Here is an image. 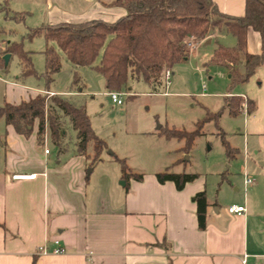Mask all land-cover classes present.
I'll return each mask as SVG.
<instances>
[{
    "label": "crops",
    "instance_id": "1",
    "mask_svg": "<svg viewBox=\"0 0 264 264\" xmlns=\"http://www.w3.org/2000/svg\"><path fill=\"white\" fill-rule=\"evenodd\" d=\"M214 1L224 13L236 16L244 13V0ZM112 2H92V10L84 9L81 14L53 8L45 23L97 18L113 21L123 15L124 10ZM50 5L48 2L47 8ZM227 34L230 33L223 29H214L196 43L224 39L230 45L220 43L222 41L218 44L234 45L235 37ZM246 50L249 53L261 51L260 34L251 28L246 34ZM241 84L237 94L254 106L249 111L246 103L243 104L236 116H241L237 130L242 143L234 147L242 154L244 167L240 177L223 176L235 187L232 193L223 190L226 197L223 208L217 200L209 198L206 178L201 175L177 190L172 182L158 183L154 175L142 173L141 180L130 178L125 188V181L116 183L121 171L118 162L109 158L114 152L103 154L102 151L101 159L88 171L87 159L73 148L44 151L49 141L48 129L44 144L37 145V122L31 133L24 136L2 121L0 264H264V59ZM9 91L11 95L6 101L10 103L26 100L36 93H56L48 89L28 90L24 86ZM94 92L90 90L88 94L95 96ZM56 94L81 96L86 93L79 88ZM96 95H104L111 101L108 91ZM111 103L107 101V105ZM113 104L110 108L117 115L124 111L123 102ZM99 105L101 109L104 107L102 103ZM89 119L93 131L109 148L108 137L100 132L111 127L114 135L120 121L115 118L109 124L93 125L90 116ZM112 147L117 150L115 145ZM114 154L119 158L125 156L123 151ZM99 165L114 166L101 168ZM244 173L252 178L251 183L245 184ZM30 174L33 177H13ZM201 190L205 191L209 202L203 230L197 227L195 204L191 200ZM230 204L243 205L245 210L240 214L229 213L226 207ZM55 239L59 240L58 244L54 243ZM163 240L168 249L154 245ZM39 245L45 246L46 253L38 251ZM57 246H62L64 252L53 253Z\"/></svg>",
    "mask_w": 264,
    "mask_h": 264
},
{
    "label": "trees",
    "instance_id": "2",
    "mask_svg": "<svg viewBox=\"0 0 264 264\" xmlns=\"http://www.w3.org/2000/svg\"><path fill=\"white\" fill-rule=\"evenodd\" d=\"M244 3V13L236 16L220 11L214 0H113L111 4L124 10V14L113 21L97 18L42 23L29 29L26 36L32 39L41 35L46 41L43 54L47 83L60 71L61 58H65L74 69L88 67L101 75L107 91L120 92L131 79L142 80L153 89L159 88L164 83L165 70L188 58L186 44L189 38L202 40L214 29H223L235 37V44H218L208 63L225 67L233 86L244 83L264 59V0H244ZM13 16L18 18L21 15L16 13ZM249 28L260 34L261 51L258 53L246 50ZM5 53L19 58L24 76L35 74L30 52L22 47L21 42L9 41L5 44L0 51V68L6 65L2 57ZM72 73V87L82 89L84 83L77 71ZM242 105L240 95L229 93L224 97L222 109L225 108L230 116H237ZM253 106L251 101H246L249 111ZM221 111L207 112L204 121L217 120ZM0 121L24 136L31 133L34 122H37L36 144H44L48 129V138L58 151L65 148L64 133L68 122L76 135L74 151L87 159L88 167L99 161L102 151L107 148L105 140L93 131L85 107L56 93H36L18 103L4 101L0 104ZM200 127L198 125L192 131L167 129L163 134L167 138L183 140L182 150L186 152L200 133ZM221 137L227 160L236 158L238 148L229 144L224 136ZM112 158L119 164L125 188L130 178L138 181L143 178L142 173L130 170L124 158L114 153ZM176 163H180V159L173 165ZM154 176L158 183L172 182L180 190L186 183L195 180L198 173L165 170ZM191 200L195 204L197 227L203 230L209 204L205 191H197ZM154 245L168 249L165 240Z\"/></svg>",
    "mask_w": 264,
    "mask_h": 264
},
{
    "label": "rangeland",
    "instance_id": "3",
    "mask_svg": "<svg viewBox=\"0 0 264 264\" xmlns=\"http://www.w3.org/2000/svg\"><path fill=\"white\" fill-rule=\"evenodd\" d=\"M95 1L108 3L112 0H0V51L9 41L21 42L22 47L30 52L35 69V74L24 76L21 73L22 66L19 58L16 55H10L5 67L0 68V104L11 95L9 89H16L18 86H24L28 90L48 89L56 93L77 91L72 87V72L76 70L84 83L82 91L86 94L65 96L76 105L85 107L93 125L109 124L115 118L121 123L114 135L110 130L111 127L101 130V135L107 136L109 139L107 141H110L109 148L107 146L103 154L109 152L118 154L123 151L125 156L120 158L125 159L134 173L154 175L165 170L198 173L206 178L209 198L217 200L219 207L223 208L226 205L223 202L226 198L223 196V190L227 189V192L232 193L235 188L227 183L223 176L231 179L240 177L244 167L241 153L236 159L227 160L221 137L224 136V139L233 146L240 147L242 143L241 134L237 130L241 123V116H230L225 108L222 109L224 97L229 93L237 94L242 84L232 86L230 73L225 67L208 63L218 43L220 41H222L220 43H227V40L218 39V42L197 44L198 40L189 38L187 41H190L193 47L186 44L188 58L175 63L170 68L168 83L164 81L162 86L153 89L142 80L131 79L127 87L120 90L123 99L121 107L124 111L117 115L116 111L110 108L113 103L107 105V101H111L102 95L107 90L101 75L91 68L74 69L65 58H61L60 71L51 82L47 83L43 54L46 41L41 35L32 39L26 36L29 29L48 20V13L53 8H59V11L66 13L81 14L84 9L92 10L91 4ZM48 2L51 3L49 8H47ZM16 13L21 16L14 18L13 15ZM52 13L57 12L52 11ZM227 36L233 38L230 34ZM98 59L99 57L95 62ZM99 76L100 79H98ZM90 90L96 91L95 96L88 94ZM100 98L104 100L100 101ZM99 102L104 105L102 109ZM245 103L243 99V104ZM220 109L222 111L217 120L204 121L207 112H217ZM201 121H203L202 125ZM198 125L201 126L200 133L196 135L190 149L186 152L182 150L183 140L167 138L163 134V131L167 129L192 131ZM64 134L65 148L74 149L76 135L68 122H66ZM112 144L117 147V150H114ZM45 147L53 152H59L50 140ZM111 156L112 154L109 158H112ZM178 159L180 163L173 165V162ZM105 166L114 165H103V167L99 165L101 168H107ZM90 169L91 167H88V170ZM94 174L92 176H95ZM124 181L120 177L116 183L122 184Z\"/></svg>",
    "mask_w": 264,
    "mask_h": 264
},
{
    "label": "built area",
    "instance_id": "4",
    "mask_svg": "<svg viewBox=\"0 0 264 264\" xmlns=\"http://www.w3.org/2000/svg\"><path fill=\"white\" fill-rule=\"evenodd\" d=\"M187 45L190 46V47H193V45H192V43L190 41H187ZM170 73H171L170 69L167 68L165 70V75H164V81L166 83H168V81H169ZM49 94H52V93H49ZM121 94L122 93L119 92V91H108V95H109L111 101L114 104H121L123 102ZM44 151L47 153L48 152V148H45ZM244 175H245V178H244L245 184L251 183L252 182V178L247 176L246 173H244ZM13 177L14 178H20V177L31 178V177H33V174H30V175H14ZM244 210H245V208H244L243 205L230 204V205L227 206V211L229 213L240 214V213L244 212ZM58 242H59L58 239L54 240V243L58 244ZM37 249L41 253H46L45 246L39 245L37 247ZM52 252L55 253V254H59V253L64 252V248L62 246H57V247H55L52 250Z\"/></svg>",
    "mask_w": 264,
    "mask_h": 264
},
{
    "label": "water",
    "instance_id": "5",
    "mask_svg": "<svg viewBox=\"0 0 264 264\" xmlns=\"http://www.w3.org/2000/svg\"><path fill=\"white\" fill-rule=\"evenodd\" d=\"M9 56H10L9 53H5V54L2 56L3 59H4L5 64L7 63ZM229 76H230V74H229ZM88 171H89V170H88Z\"/></svg>",
    "mask_w": 264,
    "mask_h": 264
}]
</instances>
